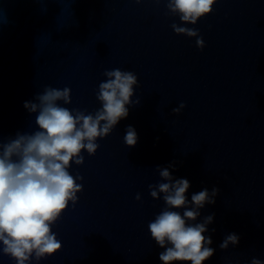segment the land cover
I'll return each instance as SVG.
<instances>
[{
	"label": "water",
	"instance_id": "obj_1",
	"mask_svg": "<svg viewBox=\"0 0 264 264\" xmlns=\"http://www.w3.org/2000/svg\"><path fill=\"white\" fill-rule=\"evenodd\" d=\"M173 23L197 29L204 48ZM116 68L137 75L140 103L72 164L82 191L52 226L62 249L31 264H163L148 224L165 204L148 185L165 182L157 166L173 162L189 201L220 189L188 222L215 214L204 264L264 261V0H216L195 25L168 13L166 0H0V141L38 130L24 103L46 86L69 87L71 103H58L94 114L103 73ZM129 125L134 147L123 139ZM230 233L238 245L221 250ZM0 264L16 262L0 255Z\"/></svg>",
	"mask_w": 264,
	"mask_h": 264
},
{
	"label": "clouds",
	"instance_id": "obj_2",
	"mask_svg": "<svg viewBox=\"0 0 264 264\" xmlns=\"http://www.w3.org/2000/svg\"><path fill=\"white\" fill-rule=\"evenodd\" d=\"M137 3L141 0H136ZM160 3L161 0H155ZM216 0H166L168 13L178 16L183 24L195 25L198 20L212 13ZM167 14V13H166ZM177 35L196 38V46L203 49V38L197 29L171 25ZM107 79L101 82L96 93L101 107L94 114L79 109L62 106L71 103V89L46 86L35 97L37 102L26 101L24 107L30 113H37L35 124L38 130L32 133H17L14 139L6 143L0 141V255H6L16 264L39 262L62 249L52 226L57 223L71 203L75 206L82 191L77 180L83 177L73 176L69 169L72 164L84 163L83 152L89 156L96 153L100 145L98 139L107 137L122 119L129 115V105L138 106L140 100L133 101L134 86L138 85L137 75L132 71L119 68L106 70ZM186 105L172 109L179 114ZM128 147H134L138 135L129 125L123 137ZM157 166L162 181L149 184L150 196L165 204L162 211L148 224L151 238L165 249L159 254L163 264H204L215 252L208 225L214 221V213L197 221L201 209L206 204H215L220 189L207 188L192 194L191 201L186 195L190 182L173 178L170 168ZM140 200V194L136 195ZM174 209H184L180 211ZM214 232L215 229H212ZM239 236L226 235L219 245L226 250L236 246ZM251 264H264L253 258Z\"/></svg>",
	"mask_w": 264,
	"mask_h": 264
}]
</instances>
